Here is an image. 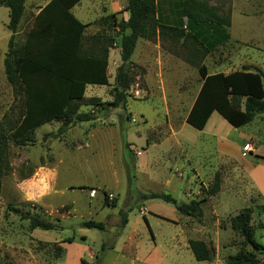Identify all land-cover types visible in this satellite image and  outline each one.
I'll use <instances>...</instances> for the list:
<instances>
[{
    "label": "rangeland",
    "instance_id": "1",
    "mask_svg": "<svg viewBox=\"0 0 264 264\" xmlns=\"http://www.w3.org/2000/svg\"><path fill=\"white\" fill-rule=\"evenodd\" d=\"M205 1L218 15L230 11L231 0ZM180 3L155 0L158 23L186 30ZM234 3V33L254 41L245 47L226 44L227 40L217 45L199 63L208 74H226L243 66L264 71V0ZM126 4V0H83L71 12L78 21L93 22L95 29L84 34L86 38L93 31L110 37L111 52L119 48L118 27L128 19ZM41 6V0L26 1L14 37L16 48L23 45ZM7 22V10L0 8L1 121L15 120L21 101L4 75L11 35ZM188 54L183 40L170 34L138 39L123 108L108 106L115 85L110 60L109 85L85 89L86 99L101 104L80 108L90 121L73 123L58 138L53 134L61 123L50 122L38 128L25 147L9 141L11 171L0 189V264H224L241 248L251 251L230 227V219L245 210L250 211L253 239L264 248V112L239 129L217 113L211 114L202 131L187 125L185 118L201 85L198 65L186 62ZM126 145L134 161L129 174ZM215 174L220 190L201 203L200 219L183 216L158 200H139L140 194L153 192L168 193L183 203L201 201V190L210 187ZM9 208L58 230L31 229ZM121 211L127 218L123 229ZM88 220L103 223L104 230L81 228ZM189 240L213 247V261L197 262L188 249ZM257 259L264 264V253Z\"/></svg>",
    "mask_w": 264,
    "mask_h": 264
},
{
    "label": "trees",
    "instance_id": "2",
    "mask_svg": "<svg viewBox=\"0 0 264 264\" xmlns=\"http://www.w3.org/2000/svg\"><path fill=\"white\" fill-rule=\"evenodd\" d=\"M27 0H0V8L7 10V30L11 33L7 52L3 60L4 75L15 98L21 97L19 116L15 120H0V189L3 177L9 174L8 143L17 147L28 146L35 131L53 121L60 122L54 138L64 134L73 123L91 120L89 114L79 113L81 107H101L98 99L84 97L86 86H108V52L112 39L104 34L90 38L84 36L86 25L79 22L71 9L81 0H52L36 19L25 36L23 45L15 47L14 37L25 10ZM124 9L128 19L119 24L120 60L114 77L112 94L114 100L109 107L123 108L130 86V58L138 39L153 40L170 34L182 39L189 50L186 62L198 65L200 88L187 113L185 123L202 131L212 113H217L231 127L242 128L264 112V71L253 66H243L228 74H208L199 63L217 45L227 40L223 29L230 26V11L218 15L205 0H181V16L185 28L167 27L158 23L155 0H126ZM128 31V32H124ZM216 38V39H215ZM89 45V46H88ZM105 108H102V110ZM9 133V134H8ZM126 145L128 157L127 173L132 171L133 157ZM131 184V179H130ZM220 190L219 174L212 184L202 189L201 201L178 202L168 193H142V202L158 200L172 206L179 214L200 219L203 216L201 203ZM115 206V202H111ZM21 220H27L31 229L57 231L58 227L29 213H20L9 208ZM121 229L127 224L125 212H119ZM250 211L245 210L230 219L231 230L238 234L250 252L241 248L234 256L225 258L224 264H259L257 255L264 248L253 239ZM83 229L104 230V224L92 220L81 223ZM67 239V243H72ZM188 249L197 262L213 261L215 250L200 240H189ZM60 251V249H58Z\"/></svg>",
    "mask_w": 264,
    "mask_h": 264
},
{
    "label": "crops",
    "instance_id": "3",
    "mask_svg": "<svg viewBox=\"0 0 264 264\" xmlns=\"http://www.w3.org/2000/svg\"><path fill=\"white\" fill-rule=\"evenodd\" d=\"M40 1V0H39ZM52 0H41V2H42V6L40 7V8H38L39 9V11L42 9H44L45 7H46V5L47 4H49L50 2H51ZM83 0H81L78 4H76V5H79L81 2H82ZM89 1V0H88ZM243 1V3H246V4H249L250 2H253V0H242ZM181 4V3H180ZM231 6H230V26L229 27H227V28H224L223 29V32H224V34L227 36V41H226V44H229V43H234V44H240V45H243V47H245L247 44H249V43H251V42H253L254 40L253 39H246L245 37H243L241 34L240 35H236L235 33H234V15H233V10H234V0H231ZM75 5V6H76ZM74 6V7H75ZM73 7V8H74ZM73 8L71 9V11L73 10ZM33 10H36V9H33ZM72 13V12H71ZM73 15V14H72ZM241 15H246V14H241ZM75 17V16H74ZM79 20V19H78ZM81 21V23L82 24H84V25H86L87 27L85 28V31H84V34H86V35H88L87 33H90V29H95L94 28V24H93V22L91 21H88V20H84V21H82V20H80ZM79 21V22H80ZM97 32V31H96ZM96 32H92V34H91V37L92 36H94V35H96ZM245 36V35H244ZM90 38V37H89ZM216 39V38H215ZM263 45H264V43H263ZM89 46V45H88ZM111 49V48H110ZM115 52V54H112V60L110 59V57H111V53L112 52ZM113 52V53H114ZM108 55H109V57H108V67H107V74H108V71L110 70V60H111V62H112V74L113 75H115V70L117 69V67L119 66L118 64H120V47L119 48H117V49H113V50H111V52H108ZM235 71H237V70H235ZM231 72H233V71H231ZM231 72H229V73H231ZM110 73H111V70H110ZM215 73H219V72H213V73H211V74H215ZM226 74H228V73H226ZM107 77H108V75H107ZM108 83H109V79H108ZM86 89H87V86H86ZM215 113V112H214ZM225 121V120H224ZM226 122V121H225ZM227 123V122H226Z\"/></svg>",
    "mask_w": 264,
    "mask_h": 264
},
{
    "label": "built area",
    "instance_id": "4",
    "mask_svg": "<svg viewBox=\"0 0 264 264\" xmlns=\"http://www.w3.org/2000/svg\"><path fill=\"white\" fill-rule=\"evenodd\" d=\"M93 194H94V192H93V191H91V193H90V197H92V196H93Z\"/></svg>",
    "mask_w": 264,
    "mask_h": 264
}]
</instances>
